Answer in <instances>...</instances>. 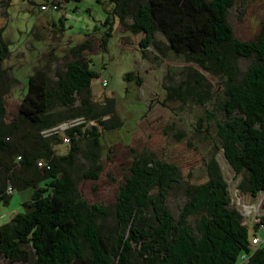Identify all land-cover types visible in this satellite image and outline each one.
Listing matches in <instances>:
<instances>
[{
  "label": "trees",
  "instance_id": "1",
  "mask_svg": "<svg viewBox=\"0 0 264 264\" xmlns=\"http://www.w3.org/2000/svg\"><path fill=\"white\" fill-rule=\"evenodd\" d=\"M236 1L108 0L111 7L105 12L102 40L110 37L117 21L133 34L142 33L141 46L152 44L162 54L153 40L158 32L165 48L219 78L220 117L207 111V118L214 119L224 159L241 176L238 191L255 197L264 194V18L253 39H238L227 21L228 8ZM87 45L85 41L75 46V56L52 74L48 64L34 68L26 77L16 114L6 122L0 95V201L6 203L7 183L14 190L30 188L25 210L0 224V257L6 264H232L245 254L246 264H264V246L251 251L254 234L230 206L226 182L213 159L205 164L206 179L186 188L177 217L166 206L165 195L176 186L178 170L154 156L132 158L128 175L117 187L111 215L76 190L78 142L89 140L96 147V125L82 129L79 122L48 135L41 131L76 119L110 127L111 103L89 99L97 72L78 57ZM7 55L0 30L4 90L16 83L2 65ZM240 59L248 60L245 68L238 65ZM188 69L178 84L164 85L167 95L180 98L190 93L203 104L210 98V85L197 70ZM65 136L67 150L59 154L55 146ZM88 159L90 166L80 178L94 180L100 164L96 154ZM38 160L47 167L37 166ZM109 216L111 223L104 229L102 222ZM251 224L253 230L259 228Z\"/></svg>",
  "mask_w": 264,
  "mask_h": 264
},
{
  "label": "rangeland",
  "instance_id": "2",
  "mask_svg": "<svg viewBox=\"0 0 264 264\" xmlns=\"http://www.w3.org/2000/svg\"><path fill=\"white\" fill-rule=\"evenodd\" d=\"M39 1L0 0L1 37L8 49L2 65L17 80L6 90L0 88L5 107L3 120L6 122L16 114L26 90V73L32 64L36 65L30 72L49 64L52 74L56 66L75 56L72 53L75 46L86 41L88 45L79 50L78 57L97 72L89 86V99L95 104L111 103L114 118L109 122L110 127L105 128L94 120L77 122H82V129L96 125L97 131L96 147H92L89 140L80 138L78 142L80 151L74 159L73 177L81 196L88 202L103 205L111 215L117 187L128 175L132 158L145 154L176 166L178 182L167 190L165 204L177 217L186 188L206 179L205 164L213 159L226 182L230 206L240 214L241 224L247 225L264 246V230H253L251 224L255 216L261 217L264 213V194L251 197L238 191L241 176L235 175L224 159L214 119L207 118V111L220 117L222 85L219 78L165 48V39L158 32L154 33L153 40L157 41L162 54L152 44L141 46L142 33L133 34L117 21L113 23L110 37L103 41V20L111 7L108 0H59V9L48 11L49 14L40 13ZM50 13L55 18L54 27L44 21ZM263 18L264 0H238L227 11L234 36L242 40L256 36ZM247 62L240 59L238 65L245 68ZM188 67L197 70L210 85V98L203 104L196 101L194 94H182L180 98L167 95L164 85L178 84L186 77ZM128 71L132 72L130 77L125 75ZM109 117L110 114L100 119ZM68 122L63 123L70 126ZM55 148L59 154L67 150L64 143ZM95 154L100 164L98 177L94 180L80 178L90 166L88 158ZM29 194L30 188L15 189L6 204L0 201V224L17 211L25 210L23 202ZM187 220L191 222L193 216ZM110 223L109 216L102 227L106 229ZM0 264H6V260L0 257ZM235 264L246 262L238 258Z\"/></svg>",
  "mask_w": 264,
  "mask_h": 264
},
{
  "label": "built area",
  "instance_id": "3",
  "mask_svg": "<svg viewBox=\"0 0 264 264\" xmlns=\"http://www.w3.org/2000/svg\"><path fill=\"white\" fill-rule=\"evenodd\" d=\"M39 9L40 10H46V9H51V10H56L58 9V4L55 0H44L42 3L39 4ZM105 81V80H104ZM103 81V84H105ZM77 121H74L73 123L72 122H68L70 123V125L72 124H75L77 123L78 119H76ZM69 126L68 124H65V123H62V125H57L55 127H52L50 129H45V130H42L41 132L44 134V135H48L50 134V132H54L55 130L58 131V130H62L63 128ZM68 142V138L65 136L62 138V143H66ZM36 165L39 166V167H47L46 165V162L43 161V160H38L36 162ZM13 191V187L11 184H8L6 187H5V194H10L11 192ZM253 221L252 223H257L258 224V227L263 229L264 230V222L259 218V216H255L253 218ZM260 242L259 238L256 236V235H252L251 238H250V249L251 251H253L256 247H254L255 245H257L258 243ZM241 261H245L246 258H247V255L245 254H241L239 255L238 257ZM237 258V259H238ZM232 264H235V263H232Z\"/></svg>",
  "mask_w": 264,
  "mask_h": 264
},
{
  "label": "crops",
  "instance_id": "4",
  "mask_svg": "<svg viewBox=\"0 0 264 264\" xmlns=\"http://www.w3.org/2000/svg\"><path fill=\"white\" fill-rule=\"evenodd\" d=\"M44 1V0H43ZM42 0L41 1H39L38 2V10L40 11V13H48V11L50 12V11H53V10H51V9H46V10H40L39 9V4L40 3H42L43 2ZM56 2H57V0H55ZM58 4V3H57ZM58 9H59V4H58ZM57 10V9H56ZM49 14V13H48ZM45 22H48V26H51V27H54L55 26V18L51 15V13H50V15H49V18H45V20H44ZM18 59H20L19 57H18ZM46 61H47V59H46ZM36 64H32V66L30 67V70H31V68L33 67V66H35ZM49 65V64H48ZM43 66V65H42ZM30 70L29 71H27V73H26V77H27V75L30 73ZM103 81V80H102ZM16 82H17V80H16ZM9 183H7V185H8ZM6 185V186H7ZM5 186V187H6ZM14 190V189H13ZM13 192V191H12ZM11 192V193H12ZM11 193L10 194H7V198H9L10 197V195H11ZM30 195V194H29ZM7 198H6V202H7ZM29 196L27 197V199H25L24 200V202H26V201H28L29 199ZM6 204V203H5ZM24 206V205H23ZM259 218H261V220L264 222V220H263V218H264V213L262 214V216L261 217H259ZM260 245V243L257 245V246H254V247H258ZM261 246V245H260Z\"/></svg>",
  "mask_w": 264,
  "mask_h": 264
}]
</instances>
